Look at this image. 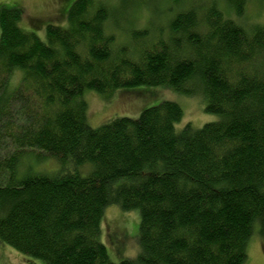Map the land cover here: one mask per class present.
<instances>
[{"label":"trees","instance_id":"trees-1","mask_svg":"<svg viewBox=\"0 0 264 264\" xmlns=\"http://www.w3.org/2000/svg\"><path fill=\"white\" fill-rule=\"evenodd\" d=\"M227 1L241 18L252 0ZM199 9L153 41L128 31L132 51L114 46L98 0H75L44 40L21 28L19 8L0 7V247L44 264H245L251 238L264 241V27L214 2ZM163 86L199 91L219 121L177 131L182 110L166 101L88 125L85 91ZM41 154L57 171L20 172ZM112 206L139 214L135 260L112 262L101 242Z\"/></svg>","mask_w":264,"mask_h":264},{"label":"rangeland","instance_id":"rangeland-1","mask_svg":"<svg viewBox=\"0 0 264 264\" xmlns=\"http://www.w3.org/2000/svg\"><path fill=\"white\" fill-rule=\"evenodd\" d=\"M74 1L0 0V7L19 8L23 14L21 28L26 32L35 33L44 40L47 25L51 24L62 28L68 26L66 16ZM98 1L103 3L109 11V18L105 23V32L116 35L114 46L129 45L130 33L127 32L144 28L148 30L150 39L153 41L159 32L164 35L167 34V21L176 13L193 8L200 10L199 8L213 2L216 3L217 8L226 19H232L246 29H251L255 25L264 27V5L258 4L257 0L248 3L241 18L234 16L227 0H184L181 7L176 5L169 7L163 0H158L154 4L150 2L151 7L145 4L146 2H138L137 0ZM129 46L133 51L132 44ZM16 72L20 73V71ZM19 81V74L11 78L13 86L18 85ZM81 99L87 106L86 119L92 128L102 126L115 118L136 119L143 110L166 101L177 104L182 110V118L175 125L177 131L186 125H190L193 129H200L205 124L215 123L220 119L218 116L207 114L204 111L206 100L199 91L193 95H184L165 86L118 90L109 98H104L92 91H85ZM29 162L33 164V171L38 173L52 174L57 171L56 162L41 154L39 163L34 164L31 159L23 161L20 166L21 173L27 169ZM138 226L139 214L137 211L123 212L116 206L108 207L105 210L101 221V242L106 247L112 262L118 263L136 259L139 253ZM0 264L44 263L3 245L0 247ZM245 264H264V241L258 236H253L248 243Z\"/></svg>","mask_w":264,"mask_h":264}]
</instances>
